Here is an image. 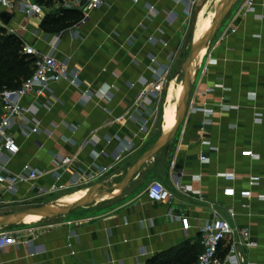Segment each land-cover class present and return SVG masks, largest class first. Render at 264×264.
<instances>
[{
    "label": "crops",
    "instance_id": "1",
    "mask_svg": "<svg viewBox=\"0 0 264 264\" xmlns=\"http://www.w3.org/2000/svg\"><path fill=\"white\" fill-rule=\"evenodd\" d=\"M251 1L247 12L246 0H232L221 29L191 66L188 111L167 147L121 189L96 193L78 217L55 219L59 227L0 250V264H193L201 253L200 229L215 217L228 220L230 212L233 226L248 230L256 245L239 248L238 261L264 264V0ZM220 7L223 0H104L57 34L44 33L42 20L0 9L12 16L6 27L13 34L7 35L67 62L79 78L76 87L62 81L45 97L24 101L39 131L29 134L30 125L16 123L12 134L20 152L0 158V165L9 178L22 179L25 167L39 176L21 180L13 197L51 205L59 194L77 191L69 195L81 193L80 201L95 185L122 183L177 115L180 59ZM230 28L236 32L227 34ZM165 70L163 105L157 112L149 102L136 105ZM66 157L73 162L64 168ZM84 181L91 183L48 193ZM153 181L169 188L179 181L188 194L176 193L171 204L151 202L144 191ZM244 191L251 199L239 197ZM9 196L0 188V210ZM228 246L222 244L220 258Z\"/></svg>",
    "mask_w": 264,
    "mask_h": 264
},
{
    "label": "built area",
    "instance_id": "2",
    "mask_svg": "<svg viewBox=\"0 0 264 264\" xmlns=\"http://www.w3.org/2000/svg\"><path fill=\"white\" fill-rule=\"evenodd\" d=\"M81 12L88 15L90 12L97 10L102 6L104 0H83ZM244 7L247 12L253 8L251 0H246ZM0 9L13 13L20 11L28 17L43 20L45 17L43 6L37 0H0ZM189 16V12L187 11ZM0 29L13 34L7 30L0 22ZM236 29L230 28L227 34H234ZM53 45L51 44V47ZM22 53L33 60V73L22 83L21 87L14 91H0V158H10L16 156L19 152V145L12 134V129L18 122L30 125L29 134H37L40 123L35 118L31 108L24 105L28 98L40 99L45 94L51 84L66 81L71 87H76L79 81L78 74L69 69L67 62L57 60L51 54H41L35 48L22 45ZM168 70L158 75L154 81L147 85L135 100L136 105H142L149 102L158 111L164 103V96L168 86ZM29 116V119L26 117ZM243 156L251 157L250 152H244ZM200 161L205 163L206 157H200ZM73 162V158H64L61 161L62 167H68ZM39 174L29 171L28 167L24 168L22 179L9 178L3 166L0 165V188L8 193H15L18 183L21 180L35 181ZM91 181L74 183L71 186L52 187L48 193L62 192L74 187L89 186ZM176 193L182 195L188 194V189L181 185L179 181H174L172 188L165 186L162 182L153 181L145 189L144 195L147 200L154 203L171 204L176 199ZM241 199H251V193L244 191L239 193ZM264 204V197L262 198ZM234 213H229V219L215 217L206 223L199 231L201 253L197 256L193 264H240L237 257L239 248H253L256 245L249 240V232L246 229H238L233 226L231 220ZM68 225H70L68 223ZM59 227V224L38 226L20 232L12 233L0 229V250L8 247H15L21 243L30 242L31 239L39 232L49 231ZM229 241L228 252L222 259L219 251L223 243Z\"/></svg>",
    "mask_w": 264,
    "mask_h": 264
},
{
    "label": "water",
    "instance_id": "3",
    "mask_svg": "<svg viewBox=\"0 0 264 264\" xmlns=\"http://www.w3.org/2000/svg\"><path fill=\"white\" fill-rule=\"evenodd\" d=\"M231 2L232 0H223V7L220 13L213 21L209 31L195 46L191 48L181 67L180 74L182 76V101L170 133L167 137H164L163 139L155 143L139 158L137 163L132 167V169L129 171L128 175L126 176L124 181H122V183L114 187H107L104 184L95 185L89 189L88 194L85 197H83L77 203L68 207L52 208L45 205H38L20 211L8 213L0 217V229L13 225L16 219L23 216H44L46 219H58L68 217L75 210L83 208L88 203H90L96 193L100 191H104L106 193L113 192L127 185L146 162H148L158 152L164 150L179 132L188 111V101L190 95V68L192 62L208 47V45L212 42L216 34L221 29L223 22L229 12ZM11 18L12 16L8 13H0V22L5 27L8 25Z\"/></svg>",
    "mask_w": 264,
    "mask_h": 264
},
{
    "label": "trees",
    "instance_id": "4",
    "mask_svg": "<svg viewBox=\"0 0 264 264\" xmlns=\"http://www.w3.org/2000/svg\"><path fill=\"white\" fill-rule=\"evenodd\" d=\"M70 1L72 0H37L40 5L47 8L62 6ZM82 20L83 15L79 9L62 7L45 15L40 28L46 34H57L77 25ZM22 45L16 36L7 35L0 30V91L19 89L33 73V60L22 53ZM176 250L178 248L172 252Z\"/></svg>",
    "mask_w": 264,
    "mask_h": 264
},
{
    "label": "rangeland",
    "instance_id": "5",
    "mask_svg": "<svg viewBox=\"0 0 264 264\" xmlns=\"http://www.w3.org/2000/svg\"><path fill=\"white\" fill-rule=\"evenodd\" d=\"M83 3H84L83 0H72L70 2L62 4V6L56 5V6L52 7V8H47V7L43 6V9H44V13L45 14L53 13V12L57 11L58 9H60L62 7L66 8V9L72 8V9L81 10ZM0 30L2 32H4L5 34H7L6 30H4V29H0ZM186 56L187 55H185V54L182 55V57L180 59V62H179L180 68H181V66L184 63V61L186 59ZM179 75H181V74L179 73ZM180 80L182 82V76H181ZM76 192L77 191H74V192H71V193H66V194L56 195L52 199V202L55 203L60 198H62L64 196H68L69 194H73V193H76ZM67 203L68 202H66V204H63L64 206L62 205L61 207H68V206L72 205V203H69V205ZM38 205H42L40 203V201H32V200H24V201H22V200H18V199L13 197V193H10V196H9L8 200L6 202H4V204L2 205L3 208L0 210V217L6 215L8 213H11V212L20 211V210H23V209H26V208H31V207L38 206ZM45 206L54 207L55 205L54 204H51V205L47 204ZM89 206H91V204H89V205L87 204L83 208L75 210L68 217L58 218V220L59 221H63L64 219L78 217L79 215H81V213H83L85 207H89ZM58 220L55 221V219H50V218L38 219L36 222L29 223V224H23L20 221H17V222L15 221V223L13 225L8 226L6 228H3L2 230L7 231V232L16 233V232H20L22 230H27V229L35 228V227H38V226H43L45 224H51L53 222H57Z\"/></svg>",
    "mask_w": 264,
    "mask_h": 264
},
{
    "label": "bare ground",
    "instance_id": "6",
    "mask_svg": "<svg viewBox=\"0 0 264 264\" xmlns=\"http://www.w3.org/2000/svg\"><path fill=\"white\" fill-rule=\"evenodd\" d=\"M221 9H222V7H220V8L217 9V11H216L215 14H214V17H217V15L220 13ZM201 17H202V16H200L199 19H200ZM198 22H199V20H198ZM209 28H210V27H208V28H207L206 30H204V31H201L200 34L198 35V32L201 30V27L198 25V26H197V30H196V35H198V36H196L195 41H196V42L200 41V40H201V39L207 34V32L209 31ZM201 55H202V53L198 56V58H197L196 60H194V61L192 62V65H191V66L196 65V63H197V61L200 59ZM178 79H179V77L176 78V80H178ZM174 82H175V81H174ZM173 84H175V83H173ZM180 105H181V102H180ZM179 108H180V106H179ZM176 116H177V115H176ZM176 116L170 121V125H169V128H168V131L165 133L164 137H167L168 134L170 133V131H171L172 127H173L174 121H175V119H176ZM116 193H117V192H115L114 194H111V195H109V196H107V197H103V198H100V199H96V203H97V202L99 203V202L106 201L107 199H109V198H111L112 196H114ZM82 196H83V195H82L81 193H79V194H75V195L64 196V197L60 198L59 200H57L55 203H53L55 206L52 207V208H57V205H58L59 203H63V202L77 203V202H78V198H80V197H82ZM96 196H97V195L95 194V196H94L93 198H95ZM60 208H64V207H60ZM26 218H30V219H31V220H30L31 222H29V223H33V222L37 221L38 219H46L44 216H23V217H20V218L16 219L15 221H16V222H17V221H20L21 223L28 224L27 221H29V220H27Z\"/></svg>",
    "mask_w": 264,
    "mask_h": 264
}]
</instances>
